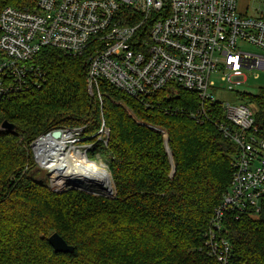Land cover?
I'll use <instances>...</instances> for the list:
<instances>
[{"label": "trees", "instance_id": "trees-1", "mask_svg": "<svg viewBox=\"0 0 264 264\" xmlns=\"http://www.w3.org/2000/svg\"><path fill=\"white\" fill-rule=\"evenodd\" d=\"M29 4L0 0V13ZM36 64L39 86L0 96V264H222L205 233L230 186L238 148L215 123L190 115L193 93L161 91L147 107L101 82L107 95L100 100L88 91L84 57L46 46ZM251 99L264 137V88ZM5 120L14 131L1 129ZM103 124L107 143L98 140ZM62 126L84 127L89 154L106 156L114 198L56 192L30 174L31 143ZM150 126L167 135L173 174L165 134ZM54 232L72 253L54 251ZM222 234L232 246L227 264H264V200L257 218L228 216Z\"/></svg>", "mask_w": 264, "mask_h": 264}, {"label": "built area", "instance_id": "built-area-1", "mask_svg": "<svg viewBox=\"0 0 264 264\" xmlns=\"http://www.w3.org/2000/svg\"><path fill=\"white\" fill-rule=\"evenodd\" d=\"M29 1L0 13V96L39 86L36 56L46 46L84 57L88 91L100 100L107 95L101 82L147 107L161 91L192 92L197 109L190 115L215 123L238 148L230 186L205 233L209 253L227 264L232 246L222 234L226 218H257L264 200L258 106L253 99L228 97L241 94L238 87L254 71H264V53L240 47L249 43L264 51V9L242 14L238 0ZM54 131L61 132L56 139L66 152L86 155L93 145L80 144L88 139L84 127L62 126L39 135L31 146ZM108 135L103 124L98 140L107 143Z\"/></svg>", "mask_w": 264, "mask_h": 264}, {"label": "bare ground", "instance_id": "bare-ground-1", "mask_svg": "<svg viewBox=\"0 0 264 264\" xmlns=\"http://www.w3.org/2000/svg\"><path fill=\"white\" fill-rule=\"evenodd\" d=\"M35 146L38 151L37 158L41 165L52 170L59 167L58 173L70 186L105 192L113 191L107 169L95 163L96 161L86 160L81 153L70 154L71 152H66L64 154L63 141L52 135H47L37 140Z\"/></svg>", "mask_w": 264, "mask_h": 264}, {"label": "rangeland", "instance_id": "rangeland-1", "mask_svg": "<svg viewBox=\"0 0 264 264\" xmlns=\"http://www.w3.org/2000/svg\"><path fill=\"white\" fill-rule=\"evenodd\" d=\"M262 9H264V0H238V10L242 14H245L248 16H255ZM240 47H241V49H243L245 51L264 53V51L262 49L254 46L252 44H249V43H244V44L240 45ZM261 87H264V71L256 70V71H254V73L251 76H249L247 78V80L245 81L244 84H242L238 87V91L241 94H239V95L232 94V95H228V97H230L229 99L231 101L240 100V101L248 102L251 99V95L257 94L260 91ZM87 140L88 139H84L83 140L84 142H80V144L83 143V145H84V143H89ZM35 148H36V146H35ZM35 148H34V146H31L36 164L31 168L30 174H36V176L38 178L46 179L48 181V185L50 186V188L52 190L55 188L56 189L57 188H61V189L68 188L70 185L68 183H66V181L63 179V177L60 176V174L58 173L59 172L58 169H60L59 167L57 169L52 170V169H49L48 167H44L43 165H41V162L39 160L37 161V152H36ZM90 152H91V147L88 148V150L86 152L87 156L85 155V153H82V152H78V153L83 154V156L86 160H89L92 162L96 161L95 163L99 164L100 166H103L104 169H107V171L110 175L109 177H110L111 182H112V184H111L113 187L112 192L114 194L115 193V185H114V182L112 179V175H111V172L109 169L108 160H107L106 156H104V154H102L101 152L96 153L94 156H92L89 154ZM63 153L66 154V151H64ZM73 153H75V152H71L70 154H73ZM88 189L95 191V192L100 191V190H94L91 188H88ZM99 193L106 194V192H103V191H100Z\"/></svg>", "mask_w": 264, "mask_h": 264}, {"label": "water", "instance_id": "water-1", "mask_svg": "<svg viewBox=\"0 0 264 264\" xmlns=\"http://www.w3.org/2000/svg\"><path fill=\"white\" fill-rule=\"evenodd\" d=\"M1 127L3 129H5V130H9V131H14L15 128H16V126L13 123L8 122L7 120L3 121ZM150 127L155 129V130L161 131V132H163L165 134V145H166V149H167V151H168V153L170 155V160H171L172 165H173V171H172V174H173L174 171H175V165L173 164L172 155H171V152H170L169 147H168L167 135H166V133L163 130L159 129L158 127H155V126H150ZM60 134H61L60 131H54L52 133V135L54 137H59ZM70 189H78V190H82V191H85L87 193H91V194H94V195H104V196L112 197V198H114L115 197L114 194H116V193L112 194V192H106V194H102V193H99L102 190H100L98 192H93L90 189L81 188V187H78V186H70V187L65 188V189H53V190L56 191V192H64V191H67V190H70ZM103 192H105V191H103ZM48 242L53 247V249H54V251L56 253H72L74 251V246L70 245L69 243H67V241L58 232L52 233L48 237Z\"/></svg>", "mask_w": 264, "mask_h": 264}]
</instances>
